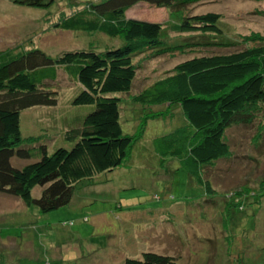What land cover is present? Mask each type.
I'll list each match as a JSON object with an SVG mask.
<instances>
[{
    "label": "trees",
    "instance_id": "trees-1",
    "mask_svg": "<svg viewBox=\"0 0 264 264\" xmlns=\"http://www.w3.org/2000/svg\"><path fill=\"white\" fill-rule=\"evenodd\" d=\"M11 1L47 8L55 0ZM195 1H90L54 25L63 30L103 35L118 42L116 45L99 50L92 46L75 49L56 57L32 49L0 65V193L17 197L26 205L34 204L40 213L67 205L76 189L89 187L96 175L122 165L134 140L142 136L146 121L162 116L168 112L167 108L182 116V126L152 138L151 144L144 146V159H154L162 169L169 165L175 173L184 168L187 186L194 195L197 185L203 191H210L211 183L202 172L232 156L227 130L254 125L258 111L264 106V35L242 36L244 45L225 40L219 13H182L183 6ZM139 2L163 7L176 20L163 24L126 17L127 10ZM196 31L202 40H182L183 35L173 41L169 34ZM195 44L199 46L193 48ZM230 45L240 48L192 53L176 61L165 75L132 91L135 87L133 56L143 49L150 50V55H158ZM59 68L80 85L71 103L91 104L93 109L72 123L73 127L65 125L67 129L63 133L72 141L70 147L57 146L49 152L40 138L43 129L29 132L23 130L20 122L25 109L57 104L58 93L51 86L58 87ZM114 92L128 95L131 103L141 109L134 116L138 119L143 114L138 130L133 133H124L121 128V99ZM127 126L128 130L134 127L128 123ZM262 130L255 131L254 142L262 136ZM12 157L32 161L19 168L10 162ZM35 186L42 188L36 198L31 195ZM258 189L244 187L243 191L224 194L221 201L208 196L205 204L207 208L216 209V204L222 208L225 226L231 231L239 226L234 223L235 212L245 216V209L254 205L258 207L252 211L254 217L264 204V179L259 180ZM210 200L213 206L208 203ZM114 207L120 208L121 204L116 202ZM234 239L235 235L228 232L227 240L234 257L229 264L264 262V240L259 244L253 241L245 255L233 248ZM0 264L4 261L0 260ZM42 264L49 261L44 260ZM123 264L180 263L173 255L143 251L140 258L125 257Z\"/></svg>",
    "mask_w": 264,
    "mask_h": 264
},
{
    "label": "rangeland",
    "instance_id": "rangeland-1",
    "mask_svg": "<svg viewBox=\"0 0 264 264\" xmlns=\"http://www.w3.org/2000/svg\"><path fill=\"white\" fill-rule=\"evenodd\" d=\"M90 1L96 0H55L47 8H37L0 0V65L32 49L56 57L65 51L90 46L99 50L116 45L118 42L103 35L63 30L54 25ZM182 8L185 14L219 13L222 37L237 41V45L246 44L242 36L264 35V0H197ZM126 17L163 24L176 20L165 8L142 2L127 10ZM169 34L173 41L183 35L182 40L203 38L197 31ZM237 48L240 46H213L158 55H150V50L143 49L133 56L132 91L165 75L176 61L192 53ZM57 79L58 87L51 86L57 90V104L25 109L20 122L23 130L29 132L43 129L40 138L49 152L57 146L70 147L72 141L63 133L67 129L65 125L73 127L72 123L93 109L91 104L71 103L80 85L61 68ZM113 95L121 99L119 122L123 132L138 130L143 114L138 119L134 116L141 109L131 103L128 95L121 92ZM167 109L162 116L146 121L142 136L134 140L122 165L96 175L89 187L76 189L67 205L40 213L34 204L26 205L17 197L0 193V260L4 264H42L44 260L49 264H123L125 257L140 258L143 251H155L175 256L180 264H229L234 257L228 232L235 235L233 248L242 254L251 249L253 241L258 244L263 241L264 204L254 217L252 211L258 208L254 205L245 209V216L235 212L234 223L239 226L227 231L222 208L218 204L216 209L207 208L205 197L221 201L224 194L243 191L244 187L259 190V180L264 179V130L256 142L254 134L264 129V106L258 111L254 125L227 130L232 156L203 170L202 174L211 183L210 191H203L197 185V197L187 186L184 168L175 173L169 165L162 169L154 159H144V146L150 145L152 138L182 126V116ZM127 123L134 126L132 130L127 129ZM30 161L12 157L10 162L20 168ZM41 189L35 186L32 197H38ZM195 198L203 203L194 202ZM116 202L121 204L120 208L114 207ZM208 203L213 206L211 200Z\"/></svg>",
    "mask_w": 264,
    "mask_h": 264
},
{
    "label": "crops",
    "instance_id": "crops-1",
    "mask_svg": "<svg viewBox=\"0 0 264 264\" xmlns=\"http://www.w3.org/2000/svg\"><path fill=\"white\" fill-rule=\"evenodd\" d=\"M107 211V210H106Z\"/></svg>",
    "mask_w": 264,
    "mask_h": 264
}]
</instances>
